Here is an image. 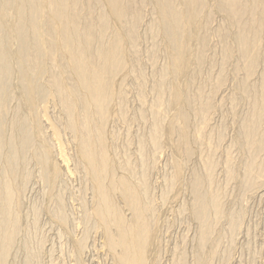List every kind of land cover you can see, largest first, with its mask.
I'll return each instance as SVG.
<instances>
[{"label":"rangeland","instance_id":"374dc122","mask_svg":"<svg viewBox=\"0 0 264 264\" xmlns=\"http://www.w3.org/2000/svg\"><path fill=\"white\" fill-rule=\"evenodd\" d=\"M156 1L124 0L121 22L112 18L115 5L107 0H77L71 8L80 37L92 40L86 56L95 65L96 56L123 37L121 66L112 78L117 98L108 108L104 142L98 137L102 117L84 102L86 95L78 90L77 111L70 116V98L59 93L76 87L77 74L56 49L54 32L44 29L48 54L43 53L34 113L21 98L20 72L14 70L6 133H14L17 114L27 123L33 119L30 126L36 117L43 133L33 138V150L19 169V229L8 264H120L119 226L94 214L98 195L78 146L83 134L93 140L97 156L109 159L105 185L114 187L113 203L126 228L155 236L146 264H264V0H236L239 19L230 0H199L198 29H189L190 67L183 78L174 73L170 55L176 46ZM174 2L187 16L189 7ZM184 32L183 44L189 34ZM253 41L257 45L250 52ZM246 52L253 64L245 60ZM174 85L183 91L178 107ZM73 124L82 131L74 133ZM4 161L0 156L1 170ZM50 165L58 170L55 178ZM127 185L140 200L137 209L124 197Z\"/></svg>","mask_w":264,"mask_h":264},{"label":"bare ground","instance_id":"6f19581e","mask_svg":"<svg viewBox=\"0 0 264 264\" xmlns=\"http://www.w3.org/2000/svg\"><path fill=\"white\" fill-rule=\"evenodd\" d=\"M123 1L124 0H107L109 6H111L110 4L115 5L110 9L111 16L113 19L119 22H121L125 15L124 7L122 8L121 6ZM182 1L189 7V13L187 16L185 15L186 17L184 14L178 11L174 0L156 1L158 2L156 7L159 13L166 19V21H168L166 22V25L169 27L168 31L170 32H168V35H166L176 46V50H173L170 55L172 67L174 73L181 78L187 77L186 75L188 74L190 67L191 54L189 50V42L192 40V34L189 33V29L192 28L193 31L198 29V25H196L198 10L199 6L203 3L199 0ZM230 1L232 13L234 17L239 19L241 16H239V11L236 9L237 1ZM75 2H77V0H0V153L2 154H0V156H2L5 160V164L2 162L4 169H0V264H8L11 251L15 247L18 236L19 228L17 211L20 207V197L22 191L20 189L21 184L19 183V177L21 175L19 169H21L20 166L24 162L23 159L25 153L33 150L32 148L34 147V140H36L33 138H36V135L39 133H43L40 132L42 127L38 125L37 118H34V115L32 114L31 116H33L35 119L32 121L34 124L31 122L33 126L30 123L32 127L29 125V121L33 119H30L27 123V120L24 119L25 117L17 114L12 122L13 126L11 125L13 127L14 133L12 132L13 134L10 135L6 133V125L8 124L6 117L8 116L7 113L9 112V103H11L13 100V92H11V78L13 73L15 74L16 72H14L15 69L20 72L18 73V75H20H17L20 77V80L18 77L13 78L15 80H19L21 85L20 90L22 92L21 98L25 106L30 113H34L37 109L38 103L36 99L38 91L37 81L39 80L42 73V61L45 57L44 54H48L47 49H43L42 39L46 34L44 29L47 28L46 30H48V32L51 31L56 34V41L54 40L57 43L56 49L66 54L69 59L68 66L72 71H74V73L77 74L75 88L74 86L73 88L62 87V84H59V87H62V89L59 91L60 94H63L61 96H64L66 93V95L70 98V103H67L66 106L70 116L74 115V109L76 105L75 102H78L79 98L77 93H79L78 90H80V92L86 95V98H82L86 99L84 102L86 101L88 105H94L96 108V114L98 116L101 115L102 117V119L98 117L101 120L102 125L99 128L100 134L98 136L101 142H104L103 138L105 134H103V130L105 129V121L108 120L109 113L111 112L108 110V108L111 109L109 105L112 100H116L117 98L114 91L115 86L112 78L116 74V69L121 66L120 56L123 55V37H116L117 40L113 42L112 49L110 47L99 53V55L96 56L98 57V60L96 62L94 60L96 63L95 65L86 56V53H88L92 44V40H90L88 37H80L82 34L79 27L76 26V16L73 12H71V8L74 6ZM43 13L48 14V19L46 18L47 22H45V26L41 22V20H43L41 19L43 18ZM100 27H102V25ZM183 31H185L183 34L184 36L189 33L186 35L184 44L180 42V40L183 38L181 35V32ZM80 39H82V41ZM250 45L251 48L249 50L251 52V50L256 48L257 42L253 41V43ZM245 55L247 57L245 60H248L249 64H253L254 61L253 58L250 57L249 52H246ZM179 79H176V81ZM181 86L183 87V85ZM171 94L173 98V104L175 106L184 103L183 91H181L177 85L173 86ZM76 96H78L77 100ZM75 111L77 110L75 109ZM30 113L28 114L30 115ZM182 114H180V116H182ZM86 115L89 119V112L86 113ZM256 117V120H258V114L254 115L253 120H255ZM177 118L180 119V117ZM8 125H10V123ZM172 125L171 127L174 126ZM72 128L74 133H80V131H82L80 125L78 124H73ZM172 131L175 132L172 130V128H170L169 132L171 133ZM180 133L182 134L183 132ZM185 133H183V135ZM79 136L80 134L77 135V137ZM87 136L83 134L81 135V139L78 138L80 142L78 146L81 147V149L79 148L81 151L80 156H82L83 162H85L86 166L88 167L89 173L94 180V187L96 188L98 195V197H96V207H94V214L99 221L106 225L115 223L119 226L120 231L118 244L121 247V256L119 257L120 264H146L147 257H145V253L147 252L150 244L153 242L155 236L153 233L149 234V231H143L145 230L144 228L135 227L130 230L126 228L122 218L118 216L113 203L114 198L112 197L113 195L111 191L114 187L110 186L107 188L105 185V179L107 176H104V173L106 175L105 170L108 168L107 164L109 159L107 157L103 158L96 155L94 151L95 144L92 142L93 140L91 141ZM250 136L251 133L249 134V137ZM41 139L42 135L40 140ZM183 139L184 138H182V140ZM95 140L96 139H94V142ZM6 143L11 147L8 153H3V148L7 146ZM50 170L52 178H55L58 175V170L54 165H50ZM178 174L179 171H177V176ZM18 183L20 185H18ZM119 185L121 187V180L119 181ZM127 186L125 190H123L124 197L127 199L131 208L137 209L140 205V200L135 194L134 189L130 185ZM134 215L137 218H140V213H138V211L134 212ZM152 245H154V243Z\"/></svg>","mask_w":264,"mask_h":264}]
</instances>
